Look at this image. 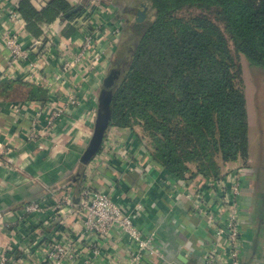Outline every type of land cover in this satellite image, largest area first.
Here are the masks:
<instances>
[{"label":"crops","instance_id":"obj_1","mask_svg":"<svg viewBox=\"0 0 264 264\" xmlns=\"http://www.w3.org/2000/svg\"><path fill=\"white\" fill-rule=\"evenodd\" d=\"M19 1L0 0V30L11 26V10H17ZM24 33L28 42L31 36L26 29ZM105 41L103 63L95 70L86 71V81L81 83L80 103L68 105V97L58 94L57 100L67 110L52 136L32 141L24 133L29 125L27 114L34 113L38 102L0 101V144L9 148L0 154V261L6 257L11 264H51L47 259L48 243L64 239L67 234L75 239L81 251L73 264H85L89 257L78 210L77 177L94 135L102 82L117 45L109 47ZM6 54L0 53L2 76L7 71ZM52 54L53 63L59 64L58 52ZM76 78L78 81L79 76ZM66 86L70 88L71 83ZM20 102L25 107L20 122L14 123V108ZM124 142H127V158L118 150ZM90 162L98 164L94 181L99 188L109 191L124 205L144 204L145 210L135 218V223L156 235L163 257L142 264H205L204 254L212 233L207 223L192 212L191 203L185 198L187 183L201 181L202 175L192 179L170 175L150 160L144 140L135 131L116 126L108 129L100 152ZM239 162L252 170L239 197L245 231L241 263L264 264V202L261 201L264 155L253 166L249 153L248 162L229 163L224 172L241 166ZM89 163L83 167L85 177ZM68 196L74 199L73 205L66 203ZM35 201H40L42 209L27 211L26 207ZM59 205L63 207L60 213ZM128 240L113 233L106 244L102 243L104 254L99 264H132L126 249Z\"/></svg>","mask_w":264,"mask_h":264},{"label":"trees","instance_id":"obj_2","mask_svg":"<svg viewBox=\"0 0 264 264\" xmlns=\"http://www.w3.org/2000/svg\"><path fill=\"white\" fill-rule=\"evenodd\" d=\"M45 1L41 10L35 0L18 3L27 32L36 38L47 25L60 18L68 20L83 8H72L67 0ZM132 3H146L148 11L142 21L123 28L124 41L111 68L126 57L128 65H121L113 86L108 129L116 126L137 132L135 128H140L150 160L179 179L219 177L227 164L248 162L245 82L231 43L238 56L264 70V0ZM188 7L212 12L216 20L206 15L179 17ZM132 28L137 34L129 31ZM133 41L135 52L128 56L123 47ZM22 87L27 89V101L49 98L44 87L15 79L0 82V101H13V93ZM83 167L77 177L80 191L86 185Z\"/></svg>","mask_w":264,"mask_h":264},{"label":"built area","instance_id":"obj_3","mask_svg":"<svg viewBox=\"0 0 264 264\" xmlns=\"http://www.w3.org/2000/svg\"><path fill=\"white\" fill-rule=\"evenodd\" d=\"M91 2L94 3L95 0ZM107 9L109 8L105 5L99 6V12L95 16L100 23L93 31L79 37L67 38L62 35L61 31L73 22L66 21L61 26L58 19L44 29L43 35L30 37L28 42L24 35L25 19L18 10H11V26L0 30V53H7V71L5 75H0V82L21 79L49 91V98L45 101H34L38 102L34 113L27 114L29 125L23 129L28 140H38L55 133L59 120L67 110L57 100L58 94L63 93L68 97V105L79 104L80 87L86 81V71L95 70L103 63V39L108 42L109 47L118 43L123 30L118 27L117 22H112L115 13L110 16L111 11ZM54 51L58 52L57 56L61 59L59 64L53 63ZM68 83H71L70 88L66 87ZM24 107L22 102L15 105L14 123L20 122ZM126 143L118 147L119 154L125 158L128 153ZM7 151L9 148L0 144V154ZM97 165L89 163L86 185L80 191L78 202L82 226L86 232V252L89 255L85 264L100 263L104 254L103 244H106L113 233H118L122 238L128 237L126 249L130 263L142 264L144 261L162 258L156 235L144 231L135 223V218L145 210L144 204L140 202L134 206L124 205L117 202L109 191L99 188L94 181ZM251 175V168L241 165L226 170L219 177L203 176L201 181L187 183L185 198L190 201L192 212L207 223L212 233V239L204 254L205 264H242L245 231L239 197ZM65 201L69 205L74 203L70 196ZM26 209L35 212L41 210L42 206L40 201H35ZM58 209L60 213L63 207L59 205ZM79 248L75 239L67 234L64 239H54L48 243L47 259L51 264H73L81 253ZM0 264L11 263L4 257Z\"/></svg>","mask_w":264,"mask_h":264},{"label":"rangeland","instance_id":"obj_4","mask_svg":"<svg viewBox=\"0 0 264 264\" xmlns=\"http://www.w3.org/2000/svg\"><path fill=\"white\" fill-rule=\"evenodd\" d=\"M68 3L71 5L72 8L75 7H83L81 12L77 15L68 18V20L62 18L59 19V23L62 26L66 21H71L72 23H69L61 32L62 35L68 37L72 36H80L83 33H87L88 31L94 29V27L100 23L99 19H97V12H99V6L105 5L109 9L107 11H111L110 14H114V18L112 19L113 23H116L120 29L123 30L126 26L131 27L133 25L135 17L137 16L136 9L129 10L128 12H123V9L127 8V4L129 2L132 3V0H124L123 3L119 2L117 0H95V4L91 2V0H67ZM46 1L42 0H35L34 4L35 6L41 10V8L46 7L47 3ZM98 4V5H96ZM129 5V4H128ZM198 15H206L212 20H216L215 15L212 12H208L205 10L197 9L194 7H188L183 9L178 13V16L184 19H188L194 16ZM100 18H102V15H99ZM107 16V15H106ZM111 16V15H110ZM108 19H110L108 17ZM130 19V22H129ZM57 21V20H56ZM56 21H54L52 24H54ZM218 23V21H216ZM128 24V25H127ZM131 24V25H130ZM222 26V24H221ZM49 25L45 27L48 28ZM133 34H137V32L132 28L129 30ZM130 34V33H129ZM43 35V34H42ZM28 36H31L28 33ZM33 37V36H31ZM36 38V37H34ZM128 41H130V38H127ZM123 34L119 38V41L117 45L114 47L113 54L111 56L109 67L106 70L105 77L103 79H106V77L111 72V64L113 60L115 59L117 55V51L120 49L121 44L123 43ZM134 41L131 42V45H128L127 47H123V52L126 51V54L128 56H132V54L135 52V43ZM130 44V43H129ZM231 48L233 51L234 56L239 60V62L242 65L243 69V78L245 82V92H246V99H247V109H248V116H249V138H250V160L251 164L253 166H257L259 162H261L262 154L264 155V151L262 148H264V70L261 67L252 65L249 60L240 55L238 56L235 52L234 46L231 43ZM128 58L126 57V60L124 59L121 63L122 67H126L128 64ZM120 61H117L116 64L119 65ZM102 82V85H103ZM68 87V86H66ZM26 88H19L13 93V101H24L26 96ZM65 95V94H63ZM136 133L138 137H140V134L142 133L141 129L136 127ZM261 132V134H260ZM241 165V163H238ZM236 164V165H238ZM226 167L223 168L222 173L225 171Z\"/></svg>","mask_w":264,"mask_h":264},{"label":"water","instance_id":"obj_5","mask_svg":"<svg viewBox=\"0 0 264 264\" xmlns=\"http://www.w3.org/2000/svg\"><path fill=\"white\" fill-rule=\"evenodd\" d=\"M148 6L142 3L139 7L137 21H142L147 14ZM120 71L111 69V72L103 82L98 106V117L95 125L94 135L90 145L88 146L83 158V163H88L91 159L98 154L102 148L104 138L111 121V101L113 98V86L118 79Z\"/></svg>","mask_w":264,"mask_h":264},{"label":"flooded vegetation","instance_id":"obj_6","mask_svg":"<svg viewBox=\"0 0 264 264\" xmlns=\"http://www.w3.org/2000/svg\"><path fill=\"white\" fill-rule=\"evenodd\" d=\"M120 2V1H119ZM142 3H132L131 5H129L124 12H128L129 10H132V9H136V12H137V16H138V12H139V7ZM137 16L135 17V20H137ZM129 22H130V19H129ZM122 63V62H121ZM121 63L119 65L116 64V67L115 69L120 71V74H121ZM120 67V68H119ZM119 74V75H120Z\"/></svg>","mask_w":264,"mask_h":264}]
</instances>
